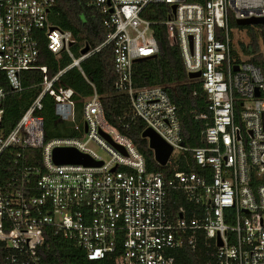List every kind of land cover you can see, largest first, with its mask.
<instances>
[{"label":"built area","instance_id":"built-area-1","mask_svg":"<svg viewBox=\"0 0 264 264\" xmlns=\"http://www.w3.org/2000/svg\"><path fill=\"white\" fill-rule=\"evenodd\" d=\"M55 3L0 0V157L9 151L14 162L0 184V241L9 250L8 264H43L39 250L48 229L74 240L92 261L177 264L176 252L187 247L202 248L206 264H264V66L242 51L234 58L231 27L264 18V0H95L109 33L85 55L84 45L79 56L73 33L51 21ZM155 4L170 8L164 25L188 76L200 74L191 80L200 83L208 103L199 117L207 122L202 147L185 145L165 88L134 83L135 61L159 54L153 24L144 17ZM44 44L71 59L54 77L38 64ZM108 45L116 89L129 97L135 118L173 149L168 164L191 154L198 172H150L134 143L106 120L97 94L79 119L76 94L61 78L72 69L82 72V63ZM35 70L42 82L24 86V72ZM46 95L55 100L58 120L73 123L79 137L46 139L40 115ZM58 149L101 165H58ZM29 150L35 165L24 157Z\"/></svg>","mask_w":264,"mask_h":264},{"label":"trees","instance_id":"trees-1","mask_svg":"<svg viewBox=\"0 0 264 264\" xmlns=\"http://www.w3.org/2000/svg\"><path fill=\"white\" fill-rule=\"evenodd\" d=\"M55 2L50 16L51 21L56 27L73 33L77 39L73 51L77 56L84 45L94 50L105 42L109 29L103 24L105 16L94 5L95 0ZM169 11V6L164 4H155L147 8L144 17L153 24L159 54L134 65V83L138 88L160 86L166 89L177 107L185 145L189 148H198L203 146L202 132L207 125V122L199 117L208 113V103L200 83L188 76L180 48L172 46L168 40L164 22L169 18ZM231 27L248 31L249 41L241 44L243 55L249 57L255 65L264 66V25L258 26V32L251 26L241 27L235 22L231 23ZM38 64L46 66L50 77H54L71 64V59L66 54L57 57L44 44L40 49ZM23 80L26 87L38 85L43 80V73L39 70L24 72ZM1 83L9 90L7 81L2 80ZM61 83L65 88L74 90L80 120L84 103L97 94L106 120L134 143L145 158L150 172H161L166 176L177 171L198 172L199 169L191 154H188V160L180 156V161L177 163L171 161L166 167H162L155 160L148 139L143 138L147 125L141 119L135 118L129 97L116 89L117 75L112 45L104 47L85 60L82 63V72L78 69L68 71L61 78ZM54 102L53 97L46 95L43 99V110L40 112L45 120L46 139L79 137L80 133L74 130L73 123L58 120ZM6 108L7 110L13 108L12 98L9 99ZM32 153L33 150H29L24 157L29 160L30 165H35L38 160L33 159ZM13 164L9 151L1 155L0 184L14 171ZM8 252L6 245L0 241V264H8L6 260ZM39 254L43 264H114L111 257L99 261L89 260L86 251L74 240L65 238L62 232L57 234L53 229H48L45 246L39 250ZM176 255L177 264H206L202 248L194 252L186 247L177 251Z\"/></svg>","mask_w":264,"mask_h":264},{"label":"water","instance_id":"water-1","mask_svg":"<svg viewBox=\"0 0 264 264\" xmlns=\"http://www.w3.org/2000/svg\"><path fill=\"white\" fill-rule=\"evenodd\" d=\"M176 8L174 7V12ZM238 26L247 27V26H259L264 25V18L261 19H247V20H239L236 22ZM90 51V47L87 46L82 54L85 55ZM152 57H145L142 59H138L135 63H139L143 60L151 59ZM236 70H238L236 68ZM189 77L191 79L200 77V74H190ZM143 138L148 139L150 148L154 151L155 160L162 167H166L168 165L169 159L172 155L173 149L168 146L154 131L151 129H147ZM54 160L58 165L63 164H82L86 166H97L101 165L93 161L90 157L86 155H82L75 150L70 149H58L54 152Z\"/></svg>","mask_w":264,"mask_h":264},{"label":"rangeland","instance_id":"rangeland-1","mask_svg":"<svg viewBox=\"0 0 264 264\" xmlns=\"http://www.w3.org/2000/svg\"><path fill=\"white\" fill-rule=\"evenodd\" d=\"M256 32H258L259 28L258 26H251ZM240 31H237V28H232L233 32V55L234 58H238L241 56V44L247 43L249 41V36L246 30H242L239 28ZM104 160L108 159L107 154L102 151L101 149L95 148L94 149Z\"/></svg>","mask_w":264,"mask_h":264}]
</instances>
